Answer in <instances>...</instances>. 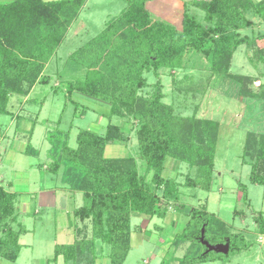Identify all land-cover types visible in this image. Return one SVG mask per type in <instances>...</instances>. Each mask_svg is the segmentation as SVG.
I'll use <instances>...</instances> for the list:
<instances>
[{
	"label": "trees",
	"instance_id": "1",
	"mask_svg": "<svg viewBox=\"0 0 264 264\" xmlns=\"http://www.w3.org/2000/svg\"><path fill=\"white\" fill-rule=\"evenodd\" d=\"M85 2L0 0V115H11V121L16 122L25 119L20 113L27 102L35 101L27 97L35 85L50 81L43 74L45 68L52 61L56 64L57 50L68 29L78 20ZM126 3L119 16L67 56L62 70L66 74L70 68L68 75H79L60 81L64 84L66 102L76 110L78 105L71 100L72 96L94 101L107 108L108 123L103 134L79 130L75 148L68 146L67 139L47 136L51 143L47 154L50 162L44 170L51 176L59 175L69 190L81 194L82 205L73 210L72 216L84 223L75 227L73 243L55 245L51 260L55 262L61 257L63 264H95L99 241L109 248L106 256L109 264H123L135 229L131 220L164 217L161 212L164 200H170L174 209L186 217L170 247L178 248L187 242L198 247L194 254L179 259L178 264L227 259L232 253L247 250L251 244L206 207L186 209L179 203L181 185L163 176L168 159L185 164L196 169L197 177L187 175L182 186L209 192L220 125L198 118L197 107L190 116L178 114L164 101L161 77L167 71L189 70L201 63V68L210 75L234 81L240 97L264 99L263 92L257 94L248 86L252 79L230 73L233 55L240 47H251L255 59L264 65V0H193L189 6L182 3L178 27L151 16L145 0ZM190 7L204 12L202 22L189 13ZM248 14L256 20H250ZM246 29H252L250 35H242ZM59 73L55 69L54 75ZM146 75H152L155 82L148 84ZM147 88L149 91L143 93ZM13 100L19 106L15 114L7 108L8 104L14 106ZM39 104L41 107L43 102ZM113 117L132 122L128 133L132 129L136 134L137 158L142 169L130 155L105 156L107 147L127 142L125 128L112 124ZM33 151L32 156H37V151ZM242 151V163L250 167V183L264 187V133L246 134ZM28 153H32L29 143L24 149V154ZM239 188L247 202L244 186ZM19 196L0 185V259L10 262L17 259L18 239L25 232L23 227L17 230L11 227L17 217L15 204ZM240 214L234 211L235 216ZM251 218L257 234L264 236V212L259 211ZM201 237L209 245L228 243V253L207 252Z\"/></svg>",
	"mask_w": 264,
	"mask_h": 264
},
{
	"label": "rangeland",
	"instance_id": "2",
	"mask_svg": "<svg viewBox=\"0 0 264 264\" xmlns=\"http://www.w3.org/2000/svg\"><path fill=\"white\" fill-rule=\"evenodd\" d=\"M179 1L181 4H175L178 0H149L145 1V8L154 18H162L178 27L182 3L189 6L193 0ZM126 5V0H90L75 24L68 29L62 45L57 50L56 64L52 61L45 68L43 74L47 75L50 81L46 85H35L27 97L35 101L27 102L22 114L20 113L25 118L23 125L15 128L16 121L14 119V123L11 122V115H0V185L4 182L2 185L7 189L8 182L15 183V188L23 194L20 196L22 199L17 201L28 199L29 209H33L35 201H30V194H27L26 190L35 193L39 188L60 186L59 180L50 181L48 176L39 173L34 166L39 163L38 165L44 166L41 169H45L50 162L47 154L51 143L47 136L55 135L54 139H67L68 146L75 148V136L79 130L90 129L100 134L105 130L108 123L107 108H102L96 102L88 101L80 95H74L71 100L78 105L74 110V106L65 100L62 87L64 84H60V81L76 79L79 76L76 73L73 76L72 73L68 75L70 68L66 74L62 73L67 56L89 38L100 33L105 24L119 16ZM189 13L199 22H202L205 16L204 12L192 7ZM247 16L252 21L256 20L251 14ZM257 28L258 26L254 31ZM251 31L252 29H246L241 33L250 35ZM55 69L60 72L59 75H54ZM263 72L264 65L255 59L251 47H240L233 55L230 73L252 79L253 82L248 86L257 94L264 93ZM146 78L148 84L155 82L152 75H146ZM161 82L166 95L164 101L171 104L178 114L190 116L197 107L198 118L214 120L220 125L214 156L213 184L209 192L182 186L187 175L191 178L197 177L196 169H189L182 163L168 159L163 172L164 178L173 179L181 185L178 187L179 203L185 205L186 209L206 207L209 213H213L224 224L241 233L251 244L247 250L232 253L227 259H216L202 264H264V236L257 234L256 225L251 218L259 211L264 212V187L250 183V167L242 163L246 134L264 133V99L253 101L240 97L238 85L234 81L210 75L201 68V63L189 70L167 71L162 75ZM148 89H144L143 93H147ZM41 101L43 104L40 107ZM13 103L14 106L8 104L7 108L15 114L19 106L15 104L16 100H13ZM83 109L86 110L80 115ZM111 123L125 128L124 138L127 142L120 146L107 147L105 156L118 158L130 155L142 169V163L137 158L136 134L132 129L130 134L128 133L132 122L113 117ZM31 125L34 126L32 138L27 134ZM20 126L23 127L22 130ZM28 143L32 153L25 155L24 149ZM31 148L37 151V156H32L34 151ZM246 160L250 161L249 158ZM150 177L149 174L147 181ZM240 185L245 188L248 204L243 199ZM69 205L72 206V202H69ZM161 206V212L165 213L162 218L154 217L151 221L131 220L132 228H135L132 231L133 240L123 264H178L179 259L197 251L198 247L188 242L178 248L170 247L171 239L174 234L181 232L186 217L174 209L170 200H164ZM234 211L242 214L235 216ZM59 212V207H55V210L51 209L45 213L41 211L38 215L30 213L23 218V227L28 231L21 237L25 246L15 262L0 260V264H44L51 258L54 246L66 243L62 238L59 239L60 230L72 221L66 216H60Z\"/></svg>",
	"mask_w": 264,
	"mask_h": 264
},
{
	"label": "crops",
	"instance_id": "3",
	"mask_svg": "<svg viewBox=\"0 0 264 264\" xmlns=\"http://www.w3.org/2000/svg\"><path fill=\"white\" fill-rule=\"evenodd\" d=\"M42 1L50 2V1H57V0H42ZM89 1L90 0H86L83 8L80 11V13L85 10V7L87 6ZM175 4H181V3L178 0V2H176ZM23 120L24 119H21V120L15 122V123H14V121H11V122L14 123V127L15 128H18L19 125H23L22 124ZM20 129L22 130L23 127L20 126ZM29 129L30 130L28 131L27 134L30 135L31 138H32L34 126L31 125V127ZM23 131H26V130H23ZM38 164H34L36 170H38L39 173H42L43 175L48 176L50 181H53V179H56V181L59 180L60 186L59 187L54 186V187H50V188H39L38 191L35 192V193H29V190H26L25 192L27 194H30V196H29L30 197V201H35V205H33V209H29V206H27L28 203H29L28 199H24L23 198V200H19L15 204L17 217H16V219L14 221H12L11 227L13 228V230H17L19 226L23 227L24 225H23L22 219L27 217L30 213L38 215V214L41 213V211L43 213H45V211H50L51 209L55 210V207H57V208L59 207L60 216H63L64 218L66 216V217L70 218V220H72V221L69 222V224L67 226L63 227L60 230V232H59V239L62 238V241H66V243H61L60 245L71 244V243H73V241L75 239V231H76L75 227L76 228L77 227L80 228L84 224V223H81L79 220L74 219L73 216H72L73 210L79 208L82 205L81 194L78 193V192H73V191L69 190L67 188V186L62 182V180L60 179L59 175L56 176V177L49 175L44 169H39L38 166H37ZM34 166H31V167L33 168ZM3 183L4 182H1V186L2 187H3V185H2ZM14 184L15 183H13V182H11V183L8 182V188L7 189H6V187L5 188L3 187V188L6 191L10 192V193L20 194L21 191L17 190L15 188ZM12 189H13V191H12ZM20 196H23V194H20ZM19 197H18V199H22V197H20V198ZM79 199H81L80 203H79ZM76 200H77V202H76ZM69 202H72V206L69 205ZM21 206L22 207L25 206L24 207L25 209L24 208L21 209L20 208ZM45 208L48 209V210H45ZM23 228H24L25 232H23L19 236V239H18V244L20 245V251H21L22 247L25 246V245L22 244L21 237L23 235H25L26 233H28L27 229H25V227H23ZM0 236H1V234H0ZM132 240H133V235H131V242H132ZM20 251H19V254H20ZM53 251H54V248H53ZM108 253H109L108 246L107 245H103L102 243L97 241V243H96V256H97V259L95 261V264H107L108 259L106 258V256L108 255ZM52 258H53V255H52L51 258H49L47 261H45L44 264H63V259L61 257H59L55 262H53L51 260ZM17 259H18V257H17ZM0 260H3V259H0ZM8 262H10V261H8ZM108 264H109V262H108Z\"/></svg>",
	"mask_w": 264,
	"mask_h": 264
},
{
	"label": "water",
	"instance_id": "4",
	"mask_svg": "<svg viewBox=\"0 0 264 264\" xmlns=\"http://www.w3.org/2000/svg\"><path fill=\"white\" fill-rule=\"evenodd\" d=\"M145 1H149V0H145ZM200 240L203 243V245L206 247L207 252H214L217 254H224V255L228 253V243L218 244V245H209L203 241L202 237Z\"/></svg>",
	"mask_w": 264,
	"mask_h": 264
}]
</instances>
